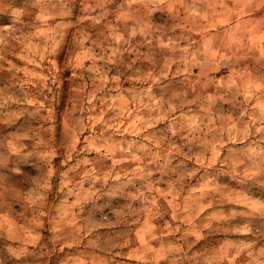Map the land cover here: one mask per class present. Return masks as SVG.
Returning a JSON list of instances; mask_svg holds the SVG:
<instances>
[{"label": "clouds", "instance_id": "clouds-1", "mask_svg": "<svg viewBox=\"0 0 264 264\" xmlns=\"http://www.w3.org/2000/svg\"><path fill=\"white\" fill-rule=\"evenodd\" d=\"M0 264H264V0H0Z\"/></svg>", "mask_w": 264, "mask_h": 264}]
</instances>
